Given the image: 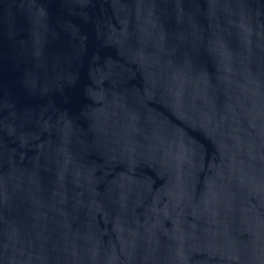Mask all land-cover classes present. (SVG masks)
Instances as JSON below:
<instances>
[{"label": "water", "instance_id": "95a60500", "mask_svg": "<svg viewBox=\"0 0 264 264\" xmlns=\"http://www.w3.org/2000/svg\"><path fill=\"white\" fill-rule=\"evenodd\" d=\"M0 264H264V0H0Z\"/></svg>", "mask_w": 264, "mask_h": 264}]
</instances>
